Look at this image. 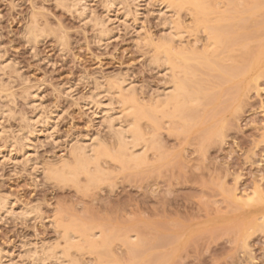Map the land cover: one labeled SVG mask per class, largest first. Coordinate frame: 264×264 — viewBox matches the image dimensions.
Returning a JSON list of instances; mask_svg holds the SVG:
<instances>
[{
  "label": "rangeland",
  "instance_id": "obj_1",
  "mask_svg": "<svg viewBox=\"0 0 264 264\" xmlns=\"http://www.w3.org/2000/svg\"><path fill=\"white\" fill-rule=\"evenodd\" d=\"M71 1L0 0V197L9 201L8 212H0V250L3 256L0 264L6 261H8V264H24L26 258L23 256V252L26 248L33 249L35 244H42V242H55L57 240L56 236H60L58 233L60 227L53 222L58 220L60 216L59 224L62 221L66 222L71 218L70 214H78L79 218L84 221L90 219L89 221L103 225L107 222L117 221L116 217L119 220L121 219L120 222L127 218V222L125 220L123 221L124 223H132L135 220L144 222L143 224L147 227L150 226V229L144 227V225L143 228L141 223L140 228L141 230L143 228L144 231L138 230V232L141 231L139 232L140 235H145L146 233L145 236L141 235L144 240L150 237L151 240L147 241H151L153 244L149 248L153 249L155 244L153 240H157L156 237L153 238L152 236H159V240L166 236V241L169 242L171 240L170 242H172L173 240L174 242L171 243L172 247L175 246L172 257L164 264H264V231L257 228V231H253L255 228L249 227L251 223L248 224L251 216L264 210V200L259 201L264 197V48H262L264 47V44H262L264 43V30L259 27L261 24L264 25V1L242 0L243 2L239 5L240 8L237 10L238 6L235 0H229V2H233V6L224 0H209L211 6H213L211 1L213 3L217 1L213 7L218 6L217 9L221 8V11L227 6H231L232 10L234 6H237L234 10L236 12L242 11L239 14L240 16L236 18L231 16V14L229 15V17L234 18V20H231V22L235 21L233 22L235 23L234 26L233 24H228L229 20L228 22L225 21L224 24L232 25L233 29L239 30L240 28H237V24L243 25L244 23L247 28H243L244 30L241 33L242 36L245 33L249 35L245 36L248 44L245 42V46L242 39H239L241 42L237 39L235 43L238 42L239 45L238 43L235 45H238V52L236 50H233L236 51L234 53L231 51L232 54L229 52L232 58L228 54L229 48L232 50L231 47L234 46L232 43L230 47L229 45H227L228 48L227 46L224 47L227 48V51L226 49L224 50L225 52L221 48L215 51L219 57H214L216 53L215 55L214 53L212 54V56L214 55L213 58L209 55V59L212 61L211 68L214 67L213 63H219L220 67L224 64V66L230 65L231 69L234 64L232 70L237 77L234 78L235 76L233 75V77L231 75L227 76V72V75L222 74L223 71L221 73L217 69L219 67L216 68L217 71L209 66H205L207 68L199 67V72L196 73L197 77L194 76V78H198H195V80L197 82L201 81L202 84H199V86L201 85L204 88L198 87L201 88L199 97L202 100L198 105L194 104L195 106H191V109H189L190 113L188 115L193 120L183 119L185 120L184 123L187 121L189 123L182 124V119H173L171 123L170 119L163 118L159 119L161 124H158L160 122L154 119L155 122L153 121V123L155 125L150 123V120H141L142 128L145 131L158 130V132L154 131V133L156 137L161 135L159 139L162 137L161 151L165 150V152L162 151V154L164 152V155H166L164 156L166 161L164 159L161 160L162 163H157L156 167L158 168L152 167V169L154 168L153 170L149 169L151 168L149 166L148 168H139L138 172L136 170H131V172L130 170H124L126 171L124 172L119 169V173L117 169L116 172H113L115 167L112 165L114 167H111L112 173L116 176L111 174L109 181L113 180V183L111 181L113 185H107L108 188L106 184H110V182L106 181L105 185L96 186L98 189L91 187L92 189L89 188L88 191L76 190L71 185L67 184L69 187L67 185L62 186L64 184L57 183L54 180V182L47 180L43 173L39 171H41L43 165H46L45 163L50 162L51 164L54 160L56 163L62 155L64 156L65 154L66 156L68 147L75 140L87 138V135H93L97 129L102 138H104V135L105 139L110 138L107 128L100 124L102 118L99 115L95 118L92 115V110L82 103L83 98L93 88L94 78H98L97 80L105 86L106 81L110 77L127 76V79L130 77L129 80L132 86L139 90L136 91V96L141 99L144 98V100L151 92L162 88L164 78L160 75L161 71L155 66H151L149 61L153 54L151 50L153 46L149 42L151 45L149 47L146 33L151 36L149 37L153 39V42L154 40H159V36L161 38V34L164 30L166 31V27L163 29L165 25L163 26L162 17L159 18L158 13L154 12L155 4L153 0H141L138 6L140 7L138 8V11L140 10L137 13L138 15L135 12L133 13L132 1L128 0L132 13L129 14V11L125 18L122 17L121 12L123 9L121 6L123 7L125 3H120L123 5H118L115 11L110 13L112 20H109L106 24L108 31H110L108 33L109 37L106 41L97 42L96 34L98 31L94 27L92 19L93 17L94 19L95 17L96 19L102 18L104 0L85 1L87 5L85 21L80 20L76 12L70 9ZM257 1L259 4L260 2L261 5L263 4L262 7L258 4L256 8L252 4L253 2L257 4ZM223 3L227 6L222 7ZM187 6L179 9L180 13L177 11L178 21L183 23V25H179L188 26V29H190V32L187 30L184 33L183 43L186 42L184 45L188 48L192 49L194 47V50L198 48L197 51L199 52L201 51L200 45L202 43L205 45L204 39L201 38L202 36L204 37V33L201 34L200 30L202 28H197L199 25H193L195 22L192 19L194 18L192 17L191 19L190 16L192 14L190 15L189 12L191 9ZM248 6L255 7L254 15L253 11H251L252 13L250 12L251 16L249 13L247 14V11H250L247 9L249 8ZM245 8L247 11L243 13ZM232 10H229V12L235 13ZM217 11L220 10L218 9ZM227 11L224 9V12L229 14ZM210 15L211 17L209 15L207 16L208 18L206 17L207 21L215 20V13ZM139 21L141 22L139 23ZM262 27L264 28V26ZM30 28L35 30L37 35H41L39 37L36 35L34 43L30 41L31 38L27 39V30ZM239 32L237 34L240 35L241 33ZM142 37H144V41L146 39V43L141 40L143 39ZM247 37L249 38L247 39ZM145 44L148 45L146 46ZM188 44L193 47H189ZM260 44H262V47ZM259 45L261 49L259 48L257 51ZM234 48L236 47L234 46ZM254 49L255 52H252ZM219 50H221L220 53H218ZM241 51H243L242 55L245 56L243 58L240 57L242 56L240 54ZM250 51L254 54V57H252L253 54ZM261 51L263 52L262 55H260ZM226 54H228V57H225L227 56ZM233 57L236 58V63ZM250 60L253 63L259 60L261 64L258 66L253 64L254 67L250 65L248 71L244 69L247 72L243 77L241 73L238 76L236 70L241 67L243 70ZM191 64L194 65L195 63L191 62ZM235 64H240L241 67L236 69ZM256 66L257 70L255 69ZM259 66L263 73L262 77L261 73V75L258 74L261 71ZM230 68L227 67L226 70ZM239 69L238 71L241 70ZM257 74L260 77H256L255 82ZM195 80L194 83L198 85ZM68 90H71V95L68 94ZM116 106L118 107V105ZM39 111L41 114L38 113ZM49 112L52 113V124L48 126L49 131L45 132L47 129L39 127L40 123L36 121L40 122ZM23 118H25V121L26 119H34L31 127H37L36 133H32L33 136L27 133L24 139L22 132L26 129V123H24ZM129 119L127 118V120ZM29 122L31 123V121ZM147 125L149 126L147 127ZM145 128L148 129L146 130ZM209 128H217L221 133L217 134L218 131L214 129L215 134L211 132L209 133L211 134L210 136H206V133L208 134L207 131H210ZM151 131L149 132L152 133ZM203 138L206 139L204 140ZM150 157L151 160L154 159L153 155ZM226 192L231 196H228ZM252 193L256 194L258 204L255 201L256 199H254L255 202H244L242 200L245 196L252 195ZM258 193L261 194L259 195L260 198ZM233 194L242 199L240 201L238 199L235 200L236 198L234 199ZM252 196L255 198V195ZM241 201L250 204L244 206ZM238 202L243 204H238ZM236 204L240 205L239 208L238 206L236 207ZM32 206L40 207L41 213L35 214V208L31 212H26ZM103 206H107V209ZM91 208H93V212H91ZM114 209L117 210L114 211ZM24 210L27 214H23ZM62 211H65V214ZM106 211L109 213L107 212V214ZM151 212L153 213L151 214ZM19 213H22V216ZM84 213L85 216H83ZM119 213L123 219L120 218ZM137 214L139 216L134 217V220L131 219ZM87 215L92 216L88 218ZM106 217L108 218L105 219ZM64 218L66 220H63ZM91 218L95 219L91 220ZM110 219L111 221H109ZM101 220L103 221L101 222ZM236 222L239 223L237 225L238 228L235 225ZM54 226L57 228H54ZM249 228L252 229L249 230ZM245 231L248 234L250 233L248 238H245L247 247L242 244L245 242H242V236ZM178 234L179 236H177ZM172 237H176V239L174 240ZM166 241L164 239V242L160 244H165ZM157 245L156 243L155 247H158ZM169 246H164V249L159 246L161 248L150 249V252H147L149 251L147 248L143 249V251L147 252L145 253L144 251V254L145 260L148 262L144 263L143 258H140L135 263L148 264L150 261L149 264H155L152 259L155 260L158 253L161 254L158 255L164 256L162 254L166 252L165 249ZM162 249L164 250L163 252ZM84 251L86 253L82 254L84 257L86 255V261L84 260V262L90 264L92 259L90 262L87 261L95 257L96 254L95 256L92 254L93 256L91 257V255H87L88 251ZM146 254L148 255L147 259ZM22 256L25 259L22 260ZM149 257H152V259L149 260ZM49 262L46 261V264H55L53 261Z\"/></svg>",
  "mask_w": 264,
  "mask_h": 264
},
{
  "label": "bare ground",
  "instance_id": "obj_2",
  "mask_svg": "<svg viewBox=\"0 0 264 264\" xmlns=\"http://www.w3.org/2000/svg\"><path fill=\"white\" fill-rule=\"evenodd\" d=\"M85 1L86 0H72L70 2V6H71L70 9L71 10H74V12H76V14H77V16L79 17L80 20H84L85 17H86V11H87V7L86 6L87 5L85 3L87 1L86 2ZM131 1H132V4H133V6H131V7H133V9H134L133 10V13L135 12L136 15H138L137 13L140 11V10L138 11V8H140L138 6H139V3L141 2V0H131ZM153 1H154V4H155L154 12L156 11L158 13L159 18L162 17V19L164 21L163 26L165 25L163 27V29H165V27H166V31L165 30H164L165 32L163 31V33L161 34V38L159 36V38H158L159 40H154L157 43H155L154 41L152 42L153 39L150 38L151 37L150 35H149L150 37L148 36V33H146L147 34V37H148V38L146 37V39H148L147 40L148 42L146 41V39L144 41V37H142L143 39H141V40L144 41L145 43L147 42L148 44L150 42V44H152V46H153V47H151V45L149 44V47H151V48L154 49V51H153V49H151L153 54L151 53L152 54V57L149 58V61L151 63V66L153 65L156 68H158V70L161 71L160 72V75H162V77L164 78L163 79L164 80V83H163L162 88L161 89L159 88L160 90L151 92L149 94V96L146 97L147 99L145 98V100H144V98L141 99V98H139V97L136 96V94H137L136 91H139V90H136L137 88H135L134 86H132L131 81L129 80L130 77H129V79H127L128 78L127 76H117L116 75L117 77H113V78L110 77V79L108 78V80L106 81L105 86H104V84L100 83L99 80H97L98 78L96 79V78L93 77L94 78L93 79V88L91 90H89L90 92L83 98V102L82 103L84 105H86V107L88 106L90 110H92V115H94L95 118L98 115L102 118L101 121H100V124L103 125L105 128H107V130H108L107 133H109L108 135H109L110 138L109 139H107V138L105 139V135H104V138H102L99 135L100 132H99V130L97 128H96L97 130L95 131V133L93 135H91V136L90 135H87L88 136L87 138H83V139H77L76 138L77 140H75L74 143L70 144L69 147L67 146L68 147V150H67L66 156H65V154H64V156L62 155L60 157L61 159L58 158L59 161L56 162V163L54 162L55 161L54 160V161H52L53 163L51 162V164H50V162H48V163H45L46 165H43L41 171H39V172L43 173L44 177L47 180H52V181L54 180L57 183L64 184L62 186H65L67 184L68 185H71L72 187H75L76 190L81 189V190H87L88 191L89 188L96 187V186L99 187L100 185H103L106 181L110 182V184H106L105 183L106 186L107 185L112 186L113 184H111V181L113 183V180H111V181H109V180L111 179L110 178L111 177L110 175L113 174L112 173V168H114V167H115V170L113 169V172H116L118 169L121 170V171L130 170V172H131V170H136V172H138L137 170L139 168L143 169L144 167L145 168H148L150 166L151 168H149V169H152V167H156L157 166V163L158 164L162 163L161 160H163L164 159V156H166V155H164L165 150H162V151H164L163 154H162V151H161L162 144H163L162 143V140H161L162 137H161V139H159V137L161 135L156 137L154 131H157L158 132L157 129L156 130L155 129L154 130L151 129L152 131L151 130L145 131L144 128H142L143 126L141 125V122H142L141 120L142 119H147L148 121L150 120L149 121L150 123H153L154 119H157L159 121V119L167 118V119H170L169 120L170 122L173 121V119H182V122H181L182 124L189 123V121H187L186 123H184L185 120H183V119L191 120L192 119V118L190 119L191 116L188 115L190 113V110H189V109H191L190 107L191 106L193 107L196 104L198 105L200 103V101L202 100V99L200 100L201 97H199V93H201V90H200L201 88H198V87L201 86V85L199 86V84H202V83H201V81H198L197 82V80H195V78L197 77L196 76V73L199 72L198 68L199 67L202 68V66H203V68H207L205 66H209L211 68L212 61L209 59V55L212 56L213 53L215 55V53H216L215 51H217L218 49L221 48V50L223 49V51L226 49V51H227V48H228L227 45H229V47H230V45L232 43L236 47L234 49H233L234 46L231 47L232 50H230V48H229L228 54H229V52L232 54V52L234 53V52L237 51V46L239 45L238 42H237L238 45H235V44H237V43H235V41L237 39H238V41H239V39L240 40L242 39V41H244V44L246 42V37L245 36H247L248 34L245 33V35H244V32H245L244 31L243 32V35L244 36H242V33H241V31L244 30L245 27H246L244 25V23H243L244 26L241 25V24H237V23H239V21L236 20L237 21L236 24H237L238 27L237 26H235V27L241 29V27L243 26L241 30L240 29L239 30L238 29H233L232 28V25H227L226 23L224 24L225 21L228 22V20H229L230 22H228V24H233V26L235 25V23H233L235 21H232L231 22V20H234V18H236L237 16H240L239 14H241L242 11H239V12L237 11L238 12L237 13L234 9H236L237 6H238L237 7V10H238V8H240L239 5H240L241 2H243L242 0H237V1L235 0V2L237 3V6L236 7L234 6V9H233L235 11V13L234 12H229V10L230 11L232 10L230 5L232 4V6H233V2H229V0L228 1L227 0H224L228 4L230 3V5H229L230 7H228L227 6L228 4L224 2L225 4H227L226 6L229 9L223 3L222 4V7H226V8H223L222 11H221V8H218L220 11H217L218 10L217 9L218 6H216L215 8L213 7V6H215V3L218 0L215 1L214 3H213V1H211L212 2L211 4H213V6H211L209 4V0H153ZM230 1H232V0H230ZM64 2H65V0H64ZM103 2H104V4H103L104 14H103L102 18L100 17V19H96V17H95V19H94V17H93V19H92L91 16H90V18L94 21V27L98 31V33L96 34V37L98 39L97 42H102L103 40L106 41V39L109 37L108 36V33L110 31H108L109 29H107L108 27H106V24L108 23L109 20H112V18H110V13H112L113 11H115V9H116V7L118 5L119 6L123 5V4H120V3H123V2L125 3V5L123 7L121 6V8L123 9V11L121 12V16L122 17L125 18L127 16V14H128L129 11H130L129 14L132 13L131 12V9H130L131 7L129 6V3H128V0H104ZM235 2H234V5H235ZM255 2H253L252 4H254L255 7H256V5L258 6L259 2L257 1L258 2L257 4H255ZM185 5L186 6L188 5L190 7V9L192 10L191 11V10L188 9L189 12H190V15L191 14L193 15V16L192 15L191 16L189 15V16L191 17V19H192V17L194 18V19H192L195 22L193 25L194 26H195V24H197V26L199 25V27H197V28H200V29L202 28L200 30L201 31V34L204 33V37L203 36L202 37L199 36L202 39H204V42H205V45H203L204 43H202V45H200L201 46L200 47L201 48V51H199V52L197 51L198 48H196L195 49L196 51H195L193 49L194 48L193 46H189V44H188L189 47H193L191 49V48H188L187 46L184 45V44H186V42L183 43V35H184V33L187 30H189L188 32H190V29H188V26H186L187 27L186 28V27H183V26L179 25V24H182L183 25V23H181L180 21H178L177 15H178V12L180 13V11H178V10L179 9H182L183 6L186 7ZM262 5H261V2H260L259 6L262 7ZM251 8H252V6L249 7V8H247V9L250 10L249 12L246 10V8L243 9V13H245L247 11V14L249 13V15L251 16L252 15L251 14L252 13L251 11H253V15H254L255 10H254V8H252V10H251ZM263 8H264V5H263ZM224 9H226V11L228 9L227 12H229V14L228 13H225L224 12ZM240 10H242V9H240ZM211 13L212 14L215 13V15H214L215 20H211L212 22L210 20L207 21L208 20L207 19L208 18L207 16L209 15L211 17V15H210ZM232 13H234L235 15L237 14V15L235 16ZM114 14H116V13H114ZM230 14H231V16H234V18L233 17L232 18L229 17ZM166 15H167V17H166ZM176 17H177V19H176ZM227 18H231V19H227ZM242 19H244V18H242ZM92 20H90V21H92ZM179 20H180V17H179ZM239 20H241V19H239ZM135 21H136V19H135ZM140 22L141 21H139V23ZM262 26H264V25L261 24V26H259V27H260V29L262 28L264 30V28ZM31 29L32 28H30L29 30H27V34L26 35L28 36L27 39L31 38L30 41L33 42L36 39L35 37H37V36L39 37L41 35H37L36 34L35 27H34L35 30H33V29L31 30ZM195 29H196V27H195ZM257 29H259V28H257ZM202 30H203V32H202ZM238 31H240L239 32V33H241L240 35L237 34ZM197 37H198V35H197ZM240 37H242V38H240ZM32 38H33V40H32ZM248 38L249 37H247V39ZM62 41H63V39H62ZM202 42H203V40H202ZM239 42H241V41H239ZM187 43H189V42H187ZM148 44H145V45L147 46ZM246 44H248V43L246 42ZM246 44H245V46H246ZM262 44H264V43H262ZM262 44H260L261 47H262ZM257 45H258V43H257ZM260 45L258 46L257 51H258L259 48L261 49ZM226 46H227V48H224ZM262 48H264V47H262ZM249 49H250V47H249ZM249 49H247V50H249ZM221 50H219L218 53H220ZM233 50H236V51H233ZM243 50H244V48H243ZM263 51H264V49H263ZM209 52H210V54H208ZM244 52L246 53L245 50H244ZM252 52H255V49ZM242 53H243V51L240 52L241 55H242ZM250 53H251V51H250ZM228 54H226L227 56H225V57H228ZM231 54H229V55L231 56ZM251 54H253V53H251ZM262 54H263V52L261 51V54L260 55H262ZM245 55H248V54H245ZM258 55H259V53H258ZM258 55H257V57L259 58ZM213 56L211 58H213ZM217 56L218 55L216 53V55L214 57L217 58ZM235 57H237V56H235ZM235 57H233V60L234 61L236 60ZM240 57L243 58L245 56L242 55ZM252 57H254V54H253ZM230 58H232V56ZM218 59H220V58H218ZM221 59H222V57H221ZM247 59H248V56H247ZM251 60L249 61L248 64H246V66L248 68L245 66L246 68L244 67L243 70H242V67L240 66V64H235L236 69L238 67H241L240 68L241 70L238 68L240 71H238V69L236 70V74H238V76L241 73V76L243 77V75L249 70L250 65L253 66V64L254 65L256 64L258 66V65L261 64V62H259V60H258V62L255 61V63H253V61H251ZM191 62L192 63H195V64L193 65V64H191ZM150 63H149V65H150ZM235 63H236V61H235ZM257 63H259V64H257ZM214 64H216V65H214ZM218 64L217 63H213V66L214 67H212L211 69H214L215 68V71H217V69H218L219 72L221 71V73L223 71L222 74H224V75H227L228 74L227 76H230V75L232 76L233 75V76H235L234 78L237 77V75H235V73H233V70H232L233 67H234V64L232 66V69L230 68L231 67L230 65H229L230 66L229 67L228 65L227 66H224L225 65L224 64V65H222L220 67V64H219V66H218ZM196 65H198V66H196ZM252 66H251V68L254 67V66L253 67ZM257 66L255 67V69L257 68ZM155 67H153V68H155ZM217 67H219V68H217ZM227 67L230 68V69L229 70H226ZM244 69H247V71L246 70L244 71ZM259 69L261 70L260 66H259ZM259 69H258V71H259ZM242 71H243V73H242ZM226 72H227V74H226ZM234 72H235V70H234ZM248 73H247V75H248ZM258 74L261 75V77H262L263 76L262 70L259 71ZM258 74L255 76V82H256V77H258ZM194 76H196V77L194 78ZM250 76H252V75H250ZM247 77H249V76H247ZM250 78H252V77H250ZM196 79H198V78H196ZM194 80L197 82L198 85H196V83H194ZM240 80H242V79H240ZM236 83H238V82H236ZM194 84H195V86H194ZM201 87L204 88L203 86H201ZM68 91H69L68 94L71 95V90H68ZM10 94L12 95V93H10ZM116 105H118V107ZM188 110H189V112H188ZM38 113L41 114L40 111ZM52 118H53L52 117V113L49 112L48 114H46L44 116L43 119H41L40 122H38V120L36 122L37 123H40L39 124V127L46 128L47 130H45V129L44 130H45V132H47V131H49V129H48L49 127L48 126L50 124H52ZM127 118H130V119L127 120ZM23 119L25 121V118H23ZM21 121H23V120H21ZM29 121H31V123ZM32 121H34V119H29V120L26 119V121L24 122V123H26V125H25L26 126V129L24 130V132H22V134L24 136V137L22 136L23 139L25 138V136H27V133H28V135L29 134H32V133H36V128L37 127H31L32 126ZM148 121H146V122H148ZM97 122H99V121H97ZM156 123H158V122H156ZM158 124H161V122L158 123ZM150 125L152 126V124H150ZM153 125H155V124L153 123ZM96 126H98V125H96ZM148 126L149 125H147V127ZM156 126H153V127H156ZM210 126H208V127H210ZM212 126H213V123H212ZM183 127H185V125H183ZM187 127H188V124H187ZM181 128H182V126H181ZM221 128H222V126H221ZM209 129H210V131L209 130L207 131L208 134L206 133V136L207 135L210 136L211 134H209V133L214 132V129L215 128H209ZM211 129H213V130H211ZM216 130L218 131L217 134L218 133H221L217 128L215 129V131ZM149 131H151L152 133H150ZM203 132H204V130H203ZM215 133L216 132H214L212 134H215ZM157 134H159V133H157ZM19 135H20V133H19ZM219 135H221V134H219ZM32 136H33V134H32ZM203 136H205V135H203ZM28 138H29V136H28ZM71 138H72V136H71ZM26 139H27V137H26ZM203 139H201V140L204 141L206 138L204 140ZM25 146H26V144H25ZM27 146H29V145H27ZM26 153H27V151H26ZM27 154H29V153H27ZM150 154H152L154 156V159L152 158L153 160L150 159L151 158L150 156H152ZM2 158H3V156H2ZM27 163H30V162H27ZM34 166L36 167L35 164H34ZM156 168H158V167H156ZM119 170H118V173L120 172ZM124 172H126V171H124ZM132 172H134V171H132ZM143 174H144V172H143ZM113 175H115V174H113ZM123 178H124V176H123ZM96 189H98V188L96 187ZM109 192H110V189H109ZM253 192L255 193V191H253ZM96 193H97V191H96ZM254 193H252V195H255V198L252 195H250L248 197L245 196V198L247 199L246 201H245V198L242 199V198L236 197L234 194H233V197H234V199L236 198L235 200L238 199V201H240V199H242L244 202H249V201H252L253 202L254 199H256V197H257L256 194H254ZM226 194H227V192H226ZM259 195H261V194L258 193V197H259ZM262 195H263V193H262ZM228 196H231V195H228ZM4 198H6V197H4ZM262 198L259 200L260 202L264 200V197H262ZM243 201H241V202H243ZM255 201L258 204V198ZM114 203H113V205H114ZM243 203H239L238 202V204H243ZM246 204L249 205L250 203H244L243 205L245 206ZM8 206H9V201L7 199H3V198L0 197V212H2V211H5L6 212L8 210ZM237 206L238 205L236 204V207ZM239 206H238V208H239ZM251 206H253V205H251ZM103 207H105V206H103ZM34 208H35V210H34ZM105 208H103V209H105ZM40 209H41L40 207L37 208V207H33L32 206V207H30L28 209L30 211H28L26 209L27 210L26 212H31V211L34 210L35 211V214L36 213L38 214V213H41L40 212L41 211ZM120 209H122V208H120ZM62 210H64V209H62ZM91 210H92L91 212L94 211L93 208H91ZM116 210L114 209V211H116ZM123 210H125V209H123ZM108 211H106V213ZM140 211H141V209H140ZM143 211H145V210H143ZM26 212L24 210V213L23 214H25ZM62 212H64V214H65V211H62ZM77 213H78V211H77ZM111 213H113V212L111 211ZM152 213L153 212H151V214ZM79 214H80V212H79ZM58 215H60V214L58 213ZM72 215L70 214L71 218L70 217H69L70 219L67 218L69 220H67L66 222L65 221H62L59 224L58 220L61 219V216H60L59 219L56 218L58 220H56L55 222H53V223L56 224V226L60 227L59 232H58L60 234V236H59L60 238L55 235L56 238H57V240H55L56 238L54 237L55 238L54 239L55 242H52L53 241L52 240L51 241L52 243H47V242L43 243L42 242V244L39 243L40 245L39 244L38 245L35 244L33 249H28V248L25 249V248H23V249H25L24 250L25 254L23 252V256L26 258V260H25L26 262L24 264H46V261H50V262L53 261L55 264H87L86 262H84V260L86 261V258H85L86 255H85V257H84V255H82L83 253H85L84 250L88 251V254L87 255H91V257L93 255L95 256V254H96L95 257L90 258V260L88 259L89 261H87V262H90L91 259H92V261H91L90 264H136L137 263V260L140 259V258H143V262L144 263H147L148 261L145 260V254H144V251L145 250L143 251V249H146L147 248L149 250L147 252H150V249L151 250H153V249L156 250L157 248H161L163 245L164 246L170 245L167 249H165L166 252H163L164 251L163 250L164 249L163 248L164 246L162 247L163 248L162 249V252L164 253L162 255H164V256H160L161 254L158 253L160 255L157 254V257H155L156 258L155 260L152 259V257H149V260L152 259L153 261H155V264L156 263L157 264H164L165 262H168L170 260V258L172 257V253L174 252L173 249H175V246L174 247L171 246V243H174V242H173V240H172V242H170L171 240L169 242L166 241L167 240L166 239V236H163L162 237V240H159L158 239L159 236L158 237L157 236H152L153 238L156 237L157 240L155 239L156 241H154L153 238H152V240H153V242L155 244L153 246V249L152 248H149V247H152L151 245L153 244V243H151V241L150 242L147 241V240H151L150 237L148 239L146 238L145 239L146 241H145L144 240V237H142L141 235L145 236L146 233L144 232L145 235L144 234H141L140 235V233H139V232H141L143 230L144 227H147V226H145L143 224L144 222L142 223L139 220H135L132 223H124L123 221H125V220L127 222V218H126L125 220H122L121 222H123V223H121L120 222L121 219L119 220V218L116 217L117 221L109 222L110 224L107 222L106 224L103 225L101 223H98L97 221H96L97 223H95L94 221L93 222L92 221H89L90 219H87V221H84V220H82V218L81 219L79 218V215L78 214H77L78 216L75 215V214H72ZM97 215H99V214H97ZM119 215H120V213H119ZM83 216H85V213H84ZM91 216H88V218H90ZM120 216H118V217L122 218V215H120ZM137 216H139V215L138 214L137 215H134L133 218L131 217V219L134 220V217H137ZM24 217H26V216H24ZM53 218H55V217H53ZM100 218H102V217H100ZM103 218H104V216H103ZM107 218L108 217H106L105 219H107ZM111 218L113 219V217H111ZM251 218H249V221H248V224L251 223V224H249V227L255 228V229H253V231H257V229L258 230L261 229L262 231H264V210L255 213L253 216H251ZM94 219L95 218H91V220H94ZM63 220H66V219L64 218ZM102 221L103 220H101V222ZM109 221H111V219ZM141 223H142V227L144 225V227L142 228V230L140 228ZM138 224H140V225H138ZM238 224L239 223L236 222V224H235L236 227H237ZM156 226H158V225H156ZM138 227H139V229H137ZM54 228H57V227L54 226ZM147 228L150 229V226L147 227ZM250 229H252V228H249V230ZM138 230H141V231L138 232ZM161 230H162V228H161ZM56 231H58V230H56ZM145 231H146V229H145ZM246 231L243 234L244 238L242 236V242L245 241V238L247 239L248 236H249V234H250V233L248 234L247 233L248 231L247 232ZM171 236H173V235H171ZM171 236H169V237H171ZM174 236H176V235H174ZM177 236H179V234ZM160 238H161V236H160ZM164 239L166 241L165 244H160V243L164 242ZM168 239H170V238H168ZM172 239L175 240L176 237H174V238L172 237ZM159 241H161V242H159ZM115 243H117V244H115ZM156 243L158 244L157 245L158 247H155ZM242 244H243V246L245 245L247 247V245H246L247 242L246 241L243 242ZM145 246H148V247H145ZM159 246H161V247H159ZM245 250H246V248H245ZM147 252L145 251V253H147ZM0 253H1V250H0ZM142 253H143V256L144 257L142 256ZM151 253H152V251H151ZM4 256H6V255H4ZM23 256H22V260L25 259ZM81 256L84 257V259H82ZM150 256H151V254H150ZM2 257L3 256H2V253H1L0 260H1ZM147 257H148V255L146 256V259H147ZM93 259H94V261H93ZM12 262H14V261H12ZM4 263L5 264H8V261H6ZM4 263H1V264H4ZM149 263H150V261H149ZM152 264H154V263H152Z\"/></svg>",
  "mask_w": 264,
  "mask_h": 264
}]
</instances>
